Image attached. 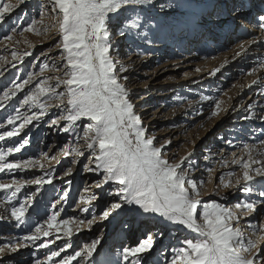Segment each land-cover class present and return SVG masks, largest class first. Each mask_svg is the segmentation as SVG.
Here are the masks:
<instances>
[{"label": "rangeland", "instance_id": "obj_1", "mask_svg": "<svg viewBox=\"0 0 264 264\" xmlns=\"http://www.w3.org/2000/svg\"><path fill=\"white\" fill-rule=\"evenodd\" d=\"M247 1L151 0L149 4L110 14L108 28L112 45L110 56L116 65V75L128 90V99L147 129L146 135L155 137V146H165L162 154L170 163H177L192 153L182 168L197 182L202 204L216 201L234 211L239 202H256V212L240 211V214L251 216V221L247 220L251 224L248 230L257 245L248 254H258L255 264H264L259 257L264 253V231H261L264 197L260 196L264 191L261 186L264 179L256 177L252 192L243 191V180L241 184L236 183L242 177V165L233 162L241 157L247 159L245 145L253 146L255 160L264 161V144H261L264 141V48L254 57L233 58L244 48V39L224 42L211 31L217 29L218 17L225 15L223 19H226L235 16L240 8L247 10ZM258 2L264 5V0ZM4 3L18 6L0 25V57H7V62L0 61L3 64L0 68L3 73L0 75V105H3L0 124L4 125L0 133L15 127L19 135L0 140V150L19 147V152L8 157L9 162L39 161L43 167L6 170L0 173V183L10 184L14 179L20 182L42 180L43 183L25 184L12 200L9 197L14 188L0 190V217H3L0 219V247H5L0 264H36L37 261L60 264L97 239L100 242L91 257H77L71 264H132L136 257L124 260L123 249L137 246L149 234L153 242L156 238L159 241L149 253L142 255L141 264H170L173 249L184 247L185 239H194L197 234L158 214L144 213L138 205L124 204L102 218V212L114 203H122V198L117 195L119 185L116 182L102 183L105 175L102 169L89 171L97 168L94 157L98 155V148L95 152L89 149L84 138V128L91 121L82 117L76 122L74 131H63L68 126L65 119L67 95L63 97L65 105L41 97V101L48 104L43 116H40L39 106L23 104L24 97L41 80L55 87L57 77L67 78V61L61 59L66 53L62 48L59 19L57 13L50 11V0H25L24 3L0 0V4ZM262 14L264 9H258L253 21L256 23ZM136 16L140 17L139 27L127 30V18ZM41 18L48 31L21 34L27 22ZM14 26L17 29L14 40H3ZM260 32L257 37L262 38ZM13 50L18 52L19 60H13ZM26 51L31 55L25 56ZM30 75L31 82L22 91L3 99L4 92L14 90L16 84H22ZM56 91L66 92V85L60 84ZM217 101L223 102L222 108L227 110L209 118ZM17 113L22 118L15 125H9L8 117ZM33 115L40 118L20 129L23 117ZM53 120L58 123L53 124ZM83 149L85 155L77 163L76 157ZM87 174L95 178L90 181ZM230 179L232 186L225 187ZM92 184H100V187H91ZM21 203L26 204L27 212L24 222L18 224L10 210ZM85 208L88 211H84ZM200 211L202 208H198V219ZM53 213H58L57 223L70 221L71 236L65 235L61 226L60 232L53 229L50 236L41 235L36 241L23 240ZM81 220L83 225H79ZM89 220L94 222L88 225ZM167 224L169 227L165 229ZM233 225L241 232L245 229L239 220L233 221ZM154 228L155 233L152 232ZM44 230H47L46 225ZM43 243L49 246L40 247ZM9 244L27 246L12 252L7 248ZM52 251L60 255L49 261L47 258Z\"/></svg>", "mask_w": 264, "mask_h": 264}, {"label": "snow or ice", "instance_id": "obj_2", "mask_svg": "<svg viewBox=\"0 0 264 264\" xmlns=\"http://www.w3.org/2000/svg\"><path fill=\"white\" fill-rule=\"evenodd\" d=\"M19 2L24 3L25 0H19ZM50 3V11L57 13L59 19L62 48L66 53V56L62 55L61 59L67 61L68 70L65 72L67 78L57 77L55 87L47 80H41L35 89L24 97L23 104L39 106L42 109L40 116H43V110L47 109L48 104L42 102L41 97L58 100L61 105H65L63 97L67 95L65 119L68 121V126L64 127L63 131H74L76 122L82 117H87L91 121L84 128V138L88 141L89 149L95 152L98 148V155L95 156L97 168L89 169V171L102 169L105 173L102 183L116 182L119 185L117 195L122 198V203H114L109 209L104 210L102 218H107L112 210L121 209L124 204L138 205L144 213L158 214L174 224L184 225L192 230L197 237L185 239L184 247L173 249L170 264H255L258 254L247 253L257 247L256 243L249 239L245 247L241 230L233 225V221L241 218L240 215L216 201L202 204L197 182L192 180L182 168L192 153H188L177 163H170L163 156L162 150L165 146H155V137L146 135L147 129L142 126L140 116L134 112V105L128 99V90L119 82L116 75V65L110 56L112 47L109 42L108 28L110 14H118L121 10L132 6L149 4L151 0H50ZM16 6L18 5L11 3L0 4V25L6 22V17ZM139 20V16L128 17L125 28L130 31L139 27ZM259 20L264 22V16H260ZM261 27H264V23ZM16 31L15 26L10 28L9 34H5L3 40H14ZM41 31H48V28L44 26L43 18L32 19L27 22L26 27H23L21 34L23 32L40 34ZM24 55L29 56L31 53L26 51ZM11 56L13 60L20 59L16 50L11 52ZM0 61L7 62V57H0ZM2 67L3 64L0 63V68ZM219 70L217 68L215 71ZM43 71L42 68L41 72ZM2 74L0 72V75ZM31 79L30 75L22 84H16L14 90L9 89L4 92L3 99H9L10 94L15 96L17 91H22ZM60 84L66 85V92L56 91V87ZM222 103L221 101L215 103V109L210 113L209 118L218 116L221 111L227 110L222 108ZM40 116L23 117L24 123L20 125V129L30 124L33 119H39ZM21 118L19 113L10 116L8 124L15 125L16 121ZM52 123L57 124L58 121L53 120ZM3 127L4 125L0 124V128ZM18 135L19 129L14 127L12 131L0 133V140ZM261 144H264V141H261ZM244 147L247 159L241 157L240 160L233 161L241 164L243 168L242 177L237 179L236 183L241 184L242 179L243 191L251 193L256 177L264 179V161H257L253 158L252 145ZM19 151V147L8 148L6 151L0 150V173L36 165L43 167L39 161L9 162L8 157L13 152ZM80 154L83 155V153ZM256 164L260 166L253 167ZM230 175L233 174L230 173ZM28 183L39 185L43 181L20 182L14 179L10 184L0 183V190L7 191L14 188L9 197V200H12ZM224 186L231 187V179ZM261 186L264 187V185ZM97 187H100V184ZM260 196L264 197V191L260 192ZM198 208H202L199 212V219ZM235 208L240 211L256 212L257 204L255 201H242L237 203ZM83 210L88 211L87 208ZM10 211L18 224L24 222L27 212L26 204L21 203L19 207H12ZM57 216L58 213H53L48 220L44 221V224H38L31 235L23 237V240L36 241L41 238V235L50 236L53 229L60 232L61 226H63L65 235L71 236L70 221L60 220L57 223ZM93 222L89 220L87 223L91 225ZM83 224V220L79 221V225ZM45 225L47 230H44ZM79 225L77 230H79ZM261 231H264V225L261 226ZM99 242L97 239L90 245H85L81 251L62 260L60 264H71L77 257L84 255L91 257ZM26 246V244L15 246L9 244L7 248L15 252L19 247ZM48 246V243L40 245L43 248ZM153 246V237L149 234L137 246L124 248L123 259L136 257L132 264H141L142 255L149 253ZM4 252L5 247H0V255ZM59 255L60 252L52 251L47 259L51 261L53 257ZM259 257L264 261V253L259 254ZM36 264H41V262L37 261Z\"/></svg>", "mask_w": 264, "mask_h": 264}, {"label": "bare ground", "instance_id": "obj_3", "mask_svg": "<svg viewBox=\"0 0 264 264\" xmlns=\"http://www.w3.org/2000/svg\"><path fill=\"white\" fill-rule=\"evenodd\" d=\"M255 1H256V5L252 6V4L255 3ZM246 3H247L246 4L247 10L244 9L245 10L244 11L240 8L239 12L236 13V15H235L236 17L232 16V17H228L226 19H223L225 17V15L218 17L217 23H219V24L217 26V29L211 30L213 34H216V36L220 39V41L232 42L233 40H235V41L238 40L240 37H241V39H244V42H243L244 48L240 52H238L236 55L234 53L235 56L233 58H235L236 56H241L243 58L254 57L258 53L262 52L260 50L261 48H264V27H261L262 22L259 19H258V21H256V23L253 21L254 13L258 9H261V8L264 9V5L261 4L260 2L257 3V0H248ZM224 7H225V5H224ZM162 12H165V11H162ZM233 13H235V12H233ZM261 16H264V14H262ZM205 25H206V23H205ZM255 28H257V30H255ZM259 32L263 35L262 38L260 36L257 37ZM232 59H230V61ZM227 121H225V123ZM203 135H205V133H203L201 135V137ZM80 153H83V155H81ZM80 153L76 157L77 163L85 155V149H83ZM87 175H88L87 179L89 178L90 181L95 178V176H92V174H87ZM91 187L99 188V187H97L96 184H92ZM234 211H236L237 214L240 215V217H241L239 219L240 225H243V228H245L244 230H242V234H243L242 239H243L244 246L246 247L247 243H248L247 240L251 239V233L248 230V227L251 226V224H249V222L251 221L250 220L251 216L250 215L246 216L245 214L243 215L242 213L240 214V210L236 209V208ZM168 227L169 226L167 224L165 229H167ZM130 229H133L132 225H131ZM155 229L156 228H154V231H152L153 233H155ZM179 234H181V232ZM158 241H159V238H156L154 241V246L156 245V243Z\"/></svg>", "mask_w": 264, "mask_h": 264}]
</instances>
